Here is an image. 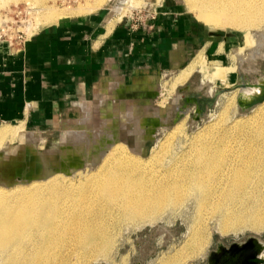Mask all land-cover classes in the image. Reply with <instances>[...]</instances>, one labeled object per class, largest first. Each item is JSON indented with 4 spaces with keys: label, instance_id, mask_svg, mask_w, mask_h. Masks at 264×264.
I'll use <instances>...</instances> for the list:
<instances>
[{
    "label": "bare ground",
    "instance_id": "6f19581e",
    "mask_svg": "<svg viewBox=\"0 0 264 264\" xmlns=\"http://www.w3.org/2000/svg\"><path fill=\"white\" fill-rule=\"evenodd\" d=\"M29 1L43 6L45 22L89 12L105 3L74 0L75 5H68L62 0L60 7L55 6V0L51 4L48 0ZM187 4L208 28L248 32L250 27L261 26L252 35L246 34L247 51L242 45L232 50L235 66L217 61L204 73L225 88L232 86L233 71L244 63L246 70H252L255 60L264 57V24L259 25L264 22V0H188ZM119 11H115L116 20L122 17ZM195 63L178 78L187 77ZM110 87L107 84L103 91ZM256 91L243 88L242 92ZM141 92L150 99V92ZM236 95L237 91L226 100L214 124L194 131L187 145L170 152L175 134L188 138L184 119L168 127L164 140L147 153L144 141L154 127L168 126L161 115L165 108L139 110L123 100L118 106L109 102L110 116L101 114V120L77 103L82 111L69 120L61 145L46 156L36 150L31 132L0 127V141L8 134L17 137L15 145L0 151V264H80L87 254H106L111 242L106 231L109 226L154 221L166 209L178 208L188 200L195 202L198 212L212 206V213L220 216L217 227L223 231L244 222L264 227L263 214L229 212L230 205L244 196L264 199V105L247 128H243L242 119L221 124L230 105H235ZM168 152L167 163L157 158ZM206 233L193 220L183 247L163 263L181 264L193 256L206 242Z\"/></svg>",
    "mask_w": 264,
    "mask_h": 264
},
{
    "label": "rangeland",
    "instance_id": "374dc122",
    "mask_svg": "<svg viewBox=\"0 0 264 264\" xmlns=\"http://www.w3.org/2000/svg\"><path fill=\"white\" fill-rule=\"evenodd\" d=\"M51 1L52 0H48V4H51ZM61 1L62 0H55V6L61 7V4H63ZM66 1H68V5L76 4L74 0ZM129 2L128 0L124 2L123 0H105L104 5L92 11L103 9L104 12L109 13L111 17L116 18L118 12L115 11L117 9L120 10L119 13L122 14L121 18L129 19L133 23L137 21L136 23L140 24L146 20H153L158 13L159 7L163 8L168 4L195 21L204 29L205 33L213 34V31L215 30H223L226 32V35H217L208 38V40H213L215 44L219 45L216 52H214L215 50L210 51L207 43L201 48H199L200 46L196 47L186 62L182 63L179 68H174L173 70L163 68V70L154 73L152 78L153 85L148 86L150 88L146 87L142 89L138 86H132L130 89L133 91L129 93L126 98H123L118 94H110L111 97L102 96L98 101L77 102L79 104H84L85 110H87L88 113L96 115L98 117L97 119L101 120V114L110 116V106L112 103L113 105L118 106L121 103H119V101L122 100L126 105L133 106L139 110H146L150 106L153 108H165V112H162L161 115L162 120H165L168 123V126L157 124L154 127L155 129L153 130V133H151L150 137L148 139L146 138L144 141V150L147 153H149L151 149L158 147L160 141L164 140L163 138L166 132L170 129L168 127H173L182 119H184V130L187 131L188 138L185 140L184 135L175 134L171 138V144L173 146H171V148L169 146V152L172 148L178 149L180 145L183 146L184 144L189 143V139L194 131L212 125L219 119V114L225 106L227 102L226 100H228L235 91H237L235 105H230L228 117L226 120H223L221 124H224L225 121L227 124H231L236 119H242L245 120L243 128H247L248 124L257 118V110L261 109L264 102L258 103L250 108H240L237 104L239 88L236 86L240 82H251L264 77V57H258L255 60L253 63L255 64L253 67H255L252 70H246L247 63H244L243 67H239L238 70L233 71V84L226 88L223 85H220L215 79L211 78V82L210 77H208V79L204 73L206 70H211L212 64L217 61V63L220 62L223 66H235V58L232 50L236 47H241L242 45L243 49L245 48L244 50L247 51L250 43L246 41V34H251L255 29L261 26L250 27L247 30L248 32H246V30L242 31L231 27L208 28L204 21L198 20L195 13L190 6H188V0H129ZM131 3L135 4V6ZM120 4L122 7H120ZM106 5H109L111 8ZM44 11L42 5L35 4L29 0H0V34L1 29H3V33H6L9 38H11H1L0 42L4 41L10 45L17 46V35L21 34V39H24L40 27L54 23V21L45 22L43 17ZM92 11H83L79 14H72L70 16H79ZM263 24L264 22L259 25ZM195 60H199L200 62L195 63ZM193 62L195 63L193 66L194 69L192 68L189 75L183 78L184 80H180V78H178L180 72L189 67L188 65ZM213 87L214 89H212ZM110 88L105 92L103 91V93L108 92ZM145 89L150 92V99H148V96L142 94L141 91ZM111 101L112 103H109ZM169 106L171 107L169 108ZM78 107L75 106L73 111L69 113L68 118H59L56 120L53 128L32 129L19 122L4 123L1 124L0 127L10 126L16 129L18 128L20 131L31 132L36 137V142L34 144L35 148H37L36 150L45 152L46 156V154L49 155L48 152L56 151L55 149L58 145H61V140L66 137L65 130L70 124V119L77 118L79 112L82 111L81 107H79L80 109ZM177 112H179V114H176ZM8 135V137L5 136V139L3 137L0 141V151L3 148L10 147V144L11 146L16 144V135L13 136L11 134L13 138L10 134ZM129 141H132V139H129ZM43 149L44 151H42ZM169 152L165 153L164 157L163 155L158 154L157 158H162L163 161L167 163L170 155ZM0 153L3 154V152ZM62 198L65 197L63 196L61 199ZM192 201L188 200L187 203L175 209H166L154 221H146L138 224L123 222L109 226L106 228V231L111 238V242H109V248L106 254H98L97 252L94 255L87 254V256L79 260L78 263L164 264L163 262L165 259L172 258L175 253L183 247L193 220H197L200 227L205 228V231L207 232V240L197 252L198 255L195 253L193 256L185 259L181 264H207L210 251L215 249L217 245H228L233 241L241 242L250 235H255L264 241V227L257 228L251 222H244L241 226H238L235 229L231 226L223 231L217 227L220 216L217 213H212V206H206L198 212L195 202L193 201V203ZM235 210H241L244 213L258 212L264 215V199L261 196L255 195L244 196L230 205L229 212Z\"/></svg>",
    "mask_w": 264,
    "mask_h": 264
},
{
    "label": "crops",
    "instance_id": "0c3cea01",
    "mask_svg": "<svg viewBox=\"0 0 264 264\" xmlns=\"http://www.w3.org/2000/svg\"><path fill=\"white\" fill-rule=\"evenodd\" d=\"M212 36L217 35L167 4L137 25L100 9L46 24L17 46L2 41L0 125L53 128L77 102L112 94L126 98L132 86L153 85L157 71L179 68L196 47L208 43L216 52Z\"/></svg>",
    "mask_w": 264,
    "mask_h": 264
},
{
    "label": "water",
    "instance_id": "95a60500",
    "mask_svg": "<svg viewBox=\"0 0 264 264\" xmlns=\"http://www.w3.org/2000/svg\"><path fill=\"white\" fill-rule=\"evenodd\" d=\"M213 34L225 36L226 32L215 30ZM236 87L241 90L237 96L240 108H250L264 100V77L251 82H240ZM243 88H256L258 91L244 94ZM207 264H264V241L250 235L241 242L219 244L210 251Z\"/></svg>",
    "mask_w": 264,
    "mask_h": 264
},
{
    "label": "built area",
    "instance_id": "2783aa9c",
    "mask_svg": "<svg viewBox=\"0 0 264 264\" xmlns=\"http://www.w3.org/2000/svg\"><path fill=\"white\" fill-rule=\"evenodd\" d=\"M137 22V21H136ZM136 22H134V24H136L137 25V23ZM142 23V22H141ZM3 29H1V34H0V39L2 38V39H11V38H9V36L6 34V33H3ZM22 37H21V34H19V35H17V39H18V41H17V43H20V42H22L23 41V39H21Z\"/></svg>",
    "mask_w": 264,
    "mask_h": 264
},
{
    "label": "flooded vegetation",
    "instance_id": "af4514ba",
    "mask_svg": "<svg viewBox=\"0 0 264 264\" xmlns=\"http://www.w3.org/2000/svg\"><path fill=\"white\" fill-rule=\"evenodd\" d=\"M176 114H179V112H177Z\"/></svg>",
    "mask_w": 264,
    "mask_h": 264
}]
</instances>
